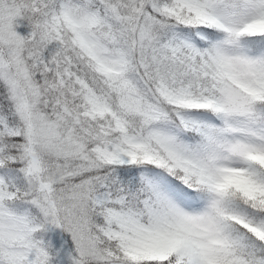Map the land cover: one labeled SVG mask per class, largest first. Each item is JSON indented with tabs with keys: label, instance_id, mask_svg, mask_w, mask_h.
<instances>
[{
	"label": "snow or ice",
	"instance_id": "snow-or-ice-1",
	"mask_svg": "<svg viewBox=\"0 0 264 264\" xmlns=\"http://www.w3.org/2000/svg\"><path fill=\"white\" fill-rule=\"evenodd\" d=\"M0 264H264V0H0Z\"/></svg>",
	"mask_w": 264,
	"mask_h": 264
}]
</instances>
